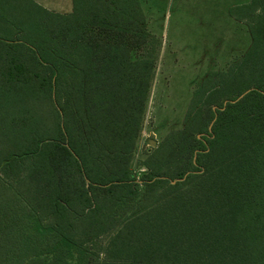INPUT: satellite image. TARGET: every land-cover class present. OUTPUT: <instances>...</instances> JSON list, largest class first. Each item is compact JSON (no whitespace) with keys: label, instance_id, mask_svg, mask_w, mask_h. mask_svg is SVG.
Returning <instances> with one entry per match:
<instances>
[{"label":"trees","instance_id":"obj_1","mask_svg":"<svg viewBox=\"0 0 264 264\" xmlns=\"http://www.w3.org/2000/svg\"><path fill=\"white\" fill-rule=\"evenodd\" d=\"M20 1L0 9V85L40 91L57 132L18 134L0 161V264H264V0L231 10L250 49L209 74L140 176L159 52L140 0Z\"/></svg>","mask_w":264,"mask_h":264},{"label":"rangeland","instance_id":"obj_2","mask_svg":"<svg viewBox=\"0 0 264 264\" xmlns=\"http://www.w3.org/2000/svg\"><path fill=\"white\" fill-rule=\"evenodd\" d=\"M205 1L209 3V0H140L148 30L159 40V52L133 163L138 176L146 171L142 163L152 149L147 140L160 144L170 133L182 130L194 94L204 80L212 72L228 70L243 58L251 47L250 42L252 45L248 26L229 21L227 10L211 11L209 6L201 9ZM21 2L0 0L1 13L5 14L3 6L10 4L20 15ZM70 7L72 12L73 3ZM52 113L51 102H44L41 92L36 94L34 87L10 93L0 85V161L17 148L18 134L39 131L38 134L55 136L57 117ZM126 211L123 206L119 207V216ZM106 240L105 236L93 242L91 248L98 251Z\"/></svg>","mask_w":264,"mask_h":264},{"label":"crops","instance_id":"obj_3","mask_svg":"<svg viewBox=\"0 0 264 264\" xmlns=\"http://www.w3.org/2000/svg\"><path fill=\"white\" fill-rule=\"evenodd\" d=\"M32 1L50 12L59 13V14H70L71 13L70 5L72 3H73V8H74V0H64V1L63 0H32ZM250 2L251 0H211V2L209 0V3H207L206 1L205 3H203L202 5L203 7H201V9L202 8L208 9V6H209V10L211 11L212 10L214 11L227 10V18L229 19V21L233 22V24L243 23L246 26H248L246 23L237 20L236 17H234L231 14V10L234 9L235 7L249 4ZM64 7H66V9H64ZM249 44H250L249 45L250 47L251 42Z\"/></svg>","mask_w":264,"mask_h":264},{"label":"water","instance_id":"obj_4","mask_svg":"<svg viewBox=\"0 0 264 264\" xmlns=\"http://www.w3.org/2000/svg\"><path fill=\"white\" fill-rule=\"evenodd\" d=\"M147 144H148V146H150L152 148H156L158 146V142L156 140H152V139H148Z\"/></svg>","mask_w":264,"mask_h":264}]
</instances>
